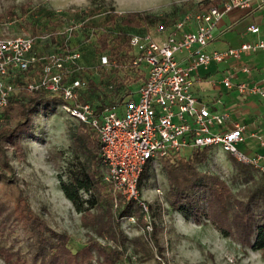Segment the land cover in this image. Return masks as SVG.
I'll use <instances>...</instances> for the list:
<instances>
[{"label":"rangeland","instance_id":"374dc122","mask_svg":"<svg viewBox=\"0 0 264 264\" xmlns=\"http://www.w3.org/2000/svg\"><path fill=\"white\" fill-rule=\"evenodd\" d=\"M183 1L0 0V33L31 34L36 37L37 50L44 52L49 51V48L45 47L43 35L56 30L60 41H65V48L68 46V49L81 54L76 72L94 80V87L97 84L99 92L109 96L116 90L115 82L122 84V89H127V86L137 89L140 84L139 72L128 64L112 63L108 56L98 50L97 36L104 22H94L92 17L81 14L84 8L98 4L104 8L114 7L118 11L148 9L156 14L178 17L185 12L182 9ZM193 1L196 4L201 0ZM48 11L51 12V20L46 16ZM129 31L132 32V29ZM149 31L158 40L164 36L154 26ZM91 92L95 91L91 89ZM130 97L126 95V99ZM123 104L120 103L122 106ZM78 123V119L61 106L40 108L34 113L32 131L19 139L22 149H18L17 145H6L8 161L15 171L17 186L25 203L44 220L48 228L70 235V245L74 250L89 241H98L123 250L118 264H264L263 250H254L244 246L237 238L222 235L211 221L199 224L174 209L168 197L170 181L160 160L150 161L148 176L140 189L141 197L150 206L152 229H147L144 221H133L124 216L120 219L119 230L116 225L110 230L112 236L101 235L98 227L106 219L104 214L95 209L100 223L86 222L60 185L59 176L67 177V170L76 159L73 134L78 130ZM191 152L189 148L181 156H188ZM239 160L242 161L219 147H212L199 167L203 171L221 175L237 191L243 182L238 171ZM254 173L259 175L260 172L254 167ZM123 200L125 204L127 201ZM135 214L141 216L140 209ZM8 219L11 221L8 225L10 231L0 237V264H24L16 263V258L10 255V251L18 249L26 258H30L32 239L19 222L13 218ZM147 230H154L152 237L146 233ZM122 232L126 235L125 238H122ZM3 252H7V255ZM92 263L98 264L95 259Z\"/></svg>","mask_w":264,"mask_h":264},{"label":"trees","instance_id":"16d2710c","mask_svg":"<svg viewBox=\"0 0 264 264\" xmlns=\"http://www.w3.org/2000/svg\"><path fill=\"white\" fill-rule=\"evenodd\" d=\"M216 1L201 0L195 4L193 0H184L182 2L184 7L181 8L185 12L178 17L156 14L148 9L118 11L114 7L104 8L98 4L85 7L81 14L92 17L94 22H104L97 36L98 50L108 56L112 63L132 66V69L139 72L138 82L140 83L145 77V70L133 61L135 54L130 44L131 35L146 33L152 26L157 28L163 25L170 30L185 13L207 11ZM193 6L196 8L188 9ZM50 13L48 11L46 14L49 20L53 19ZM131 29L132 32L129 31ZM44 38L45 47L49 48V51L65 48V41L62 39L60 41L56 30H51L50 34ZM36 41L35 37L34 48L37 53L49 52L37 50ZM43 66L44 63L41 61L20 75L17 79L20 90L10 97L8 104L1 111L0 237L10 231L8 225L11 221H8V218L15 219L28 232L29 238L32 239L31 257L26 258L18 249L10 251V255L16 258V263L93 264L95 259L98 264H118L123 250L100 244L98 241H89L74 250L70 245V235L48 228L44 220L27 206L21 191L19 192L15 171L8 161L6 145L13 144L17 145L18 149H22L19 139L23 134L32 131L34 113L40 108L60 106L64 101L61 95H54L44 88L31 90L27 87L31 80L41 75ZM80 76L87 80V86L80 89L78 100L92 103L97 111L107 106L125 103L129 99H126L127 94L131 97L135 95L136 88L127 86V89H122V84L115 82L116 90L114 94L110 93L108 96L106 93L99 92L97 84L96 88L94 87V80ZM91 89L95 92H91ZM78 121V130L73 134L76 159L73 165L69 166L67 177L59 176L64 194L82 213L86 222L100 223L95 209L104 214L106 219L98 227L103 236H112L113 233L110 230L114 228V225L117 226L116 228L120 227V219L135 214L138 209L141 214V216L137 215L138 220L144 221L146 225L147 221L138 200L127 201L124 204L123 197L119 195L117 208L115 207L113 185L104 178L105 165L101 156V140L98 131L93 125L83 120L78 119ZM191 150L188 156H181L179 153L163 156L160 159L170 181L168 190L170 205L187 219H193L199 224L211 221L222 235L237 238L244 246L254 250L264 251V175L261 173L256 175L253 164L239 160L238 171L243 177V182L236 191L221 175L200 169L199 164L206 160L209 147H195ZM150 161L145 164L142 171L140 189L143 180L148 176ZM153 232L154 230L146 231L150 237ZM118 233L121 235L120 231ZM122 234V238H125L126 235L123 232ZM4 247L1 249L4 250ZM3 253L7 255V252Z\"/></svg>","mask_w":264,"mask_h":264},{"label":"built area","instance_id":"2783aa9c","mask_svg":"<svg viewBox=\"0 0 264 264\" xmlns=\"http://www.w3.org/2000/svg\"><path fill=\"white\" fill-rule=\"evenodd\" d=\"M263 6L264 0H217L207 11L185 13L170 30L158 26L156 29L164 34L160 40L150 31L133 33L130 37L135 54L133 61L144 68L145 77L134 97L123 106H107L101 111L90 102L78 100L80 89L87 86V80L76 72L79 51L67 46L39 54L34 48L33 35L0 34V115L20 88L17 83L20 75L42 61L43 72L27 87L31 90L44 88L61 95L63 110L97 129L105 165L104 178L113 185L116 207L119 195L126 201L138 200L147 221L146 228L152 229L150 206L141 197L139 186L144 166L150 160H160L189 148L219 147L253 164L264 175V151L248 154L239 147L246 139V124L234 120L231 127L225 128L230 113L213 109L196 93L193 74L213 60L223 62L240 58L245 52L264 50L263 37L245 40L225 50L207 49L214 38L216 23L228 12L235 8ZM249 29L258 33L260 26L251 24ZM243 69L249 71L250 67L245 65ZM222 81L227 88L264 96V86L259 84L235 82L229 75ZM260 143L264 146L261 136ZM128 218L138 219L136 214Z\"/></svg>","mask_w":264,"mask_h":264},{"label":"crops","instance_id":"0c3cea01","mask_svg":"<svg viewBox=\"0 0 264 264\" xmlns=\"http://www.w3.org/2000/svg\"><path fill=\"white\" fill-rule=\"evenodd\" d=\"M251 24L259 25L260 31H251ZM213 34L208 50H225L230 46H239L245 40L264 38V6L231 10L216 23ZM245 65L250 67L249 71L243 69ZM193 74L196 77V93L213 109L230 113L225 128L231 127L234 120L246 124V139L239 143L240 149L248 154L264 151L260 143V136L264 138V96L227 88L222 81L229 75L235 82L246 81L249 85L264 86V50L245 52L240 58L223 62L213 60L209 66H202Z\"/></svg>","mask_w":264,"mask_h":264}]
</instances>
